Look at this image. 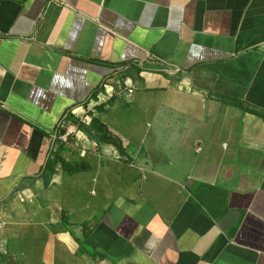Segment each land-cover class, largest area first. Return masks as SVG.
<instances>
[{"label":"crops","instance_id":"obj_1","mask_svg":"<svg viewBox=\"0 0 264 264\" xmlns=\"http://www.w3.org/2000/svg\"><path fill=\"white\" fill-rule=\"evenodd\" d=\"M0 223V264H264V0H0Z\"/></svg>","mask_w":264,"mask_h":264},{"label":"built area","instance_id":"obj_2","mask_svg":"<svg viewBox=\"0 0 264 264\" xmlns=\"http://www.w3.org/2000/svg\"><path fill=\"white\" fill-rule=\"evenodd\" d=\"M56 1V0H54ZM134 91V86H128L126 88L127 97H131L132 93ZM64 130L63 134H60L61 136L58 137V133L60 131ZM72 136L76 141H84L85 136L84 134L78 129V126H66L64 121L59 122L56 129L51 133L50 135V141L52 144V149H54V144L57 141V139H62L63 141L66 140L67 137ZM3 225V223H0V227Z\"/></svg>","mask_w":264,"mask_h":264},{"label":"trees","instance_id":"obj_3","mask_svg":"<svg viewBox=\"0 0 264 264\" xmlns=\"http://www.w3.org/2000/svg\"><path fill=\"white\" fill-rule=\"evenodd\" d=\"M79 128L82 131H84L92 139V136H91L89 130L85 129V127L83 125H79ZM100 135H101V137L99 139H96L98 142L111 144V145H113L117 149V151L120 154H123V148H122V145L119 143V141H117L116 139H113L110 136L104 134V132H101Z\"/></svg>","mask_w":264,"mask_h":264}]
</instances>
